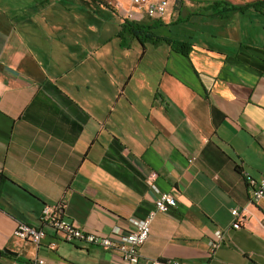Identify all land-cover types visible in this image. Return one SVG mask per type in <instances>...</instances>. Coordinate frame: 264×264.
I'll use <instances>...</instances> for the list:
<instances>
[{"label": "crops", "instance_id": "1", "mask_svg": "<svg viewBox=\"0 0 264 264\" xmlns=\"http://www.w3.org/2000/svg\"><path fill=\"white\" fill-rule=\"evenodd\" d=\"M255 1L177 0L156 23L130 0H0V264H127L61 242L42 210L62 202L79 229L130 231L154 207L152 177L176 207L153 220L140 264H264V199L247 186L264 176ZM125 21L170 44L120 36ZM19 224L44 229L39 249L14 238Z\"/></svg>", "mask_w": 264, "mask_h": 264}, {"label": "built area", "instance_id": "2", "mask_svg": "<svg viewBox=\"0 0 264 264\" xmlns=\"http://www.w3.org/2000/svg\"><path fill=\"white\" fill-rule=\"evenodd\" d=\"M177 0H130L135 10V20L160 22L164 19L168 8ZM154 177L147 182L157 198L153 209L143 219H131L130 231H122L118 228L112 230L108 236L96 232H87L77 228L73 223L65 219L66 206L60 202L54 205H45L40 221L43 226L51 229L64 243L84 242L88 245L96 246L102 250L119 255L127 264H140V249L148 240L151 224L159 214H167L176 207L175 199L165 193H160L153 184ZM252 200L264 199V176L258 180L249 179L247 181ZM233 223L231 229L239 230L244 219L238 209L231 210ZM15 239L32 244L36 249L42 245L46 237L44 229L33 228L25 224H19L13 234ZM224 240L222 231H215L209 242V251L213 253ZM52 243L50 248H54ZM26 264H47L43 258L34 257ZM144 264H182L178 260H154L146 261Z\"/></svg>", "mask_w": 264, "mask_h": 264}, {"label": "trees", "instance_id": "3", "mask_svg": "<svg viewBox=\"0 0 264 264\" xmlns=\"http://www.w3.org/2000/svg\"><path fill=\"white\" fill-rule=\"evenodd\" d=\"M250 5L253 7H264V0L255 1ZM124 33L129 34L141 44L144 42H150L151 44L154 45L159 44L161 42L170 44L169 41H165L164 39L155 36L152 32L151 26H143L138 23L125 21L122 25V29L119 35L121 36ZM172 49L179 50L181 53H184L183 50L181 49V45L178 47L173 46Z\"/></svg>", "mask_w": 264, "mask_h": 264}, {"label": "water", "instance_id": "4", "mask_svg": "<svg viewBox=\"0 0 264 264\" xmlns=\"http://www.w3.org/2000/svg\"><path fill=\"white\" fill-rule=\"evenodd\" d=\"M3 252L7 255H16L15 253L11 252L10 250L4 249Z\"/></svg>", "mask_w": 264, "mask_h": 264}]
</instances>
